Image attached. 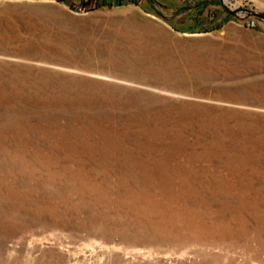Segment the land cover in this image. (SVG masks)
<instances>
[{"label":"rangeland","instance_id":"rangeland-1","mask_svg":"<svg viewBox=\"0 0 264 264\" xmlns=\"http://www.w3.org/2000/svg\"><path fill=\"white\" fill-rule=\"evenodd\" d=\"M0 264H264V0H0Z\"/></svg>","mask_w":264,"mask_h":264},{"label":"trees","instance_id":"trees-1","mask_svg":"<svg viewBox=\"0 0 264 264\" xmlns=\"http://www.w3.org/2000/svg\"><path fill=\"white\" fill-rule=\"evenodd\" d=\"M219 26V25H218Z\"/></svg>","mask_w":264,"mask_h":264}]
</instances>
